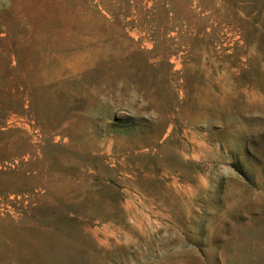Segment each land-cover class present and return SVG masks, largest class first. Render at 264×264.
<instances>
[{
    "label": "rangeland",
    "instance_id": "1",
    "mask_svg": "<svg viewBox=\"0 0 264 264\" xmlns=\"http://www.w3.org/2000/svg\"><path fill=\"white\" fill-rule=\"evenodd\" d=\"M0 264H264V0H0Z\"/></svg>",
    "mask_w": 264,
    "mask_h": 264
}]
</instances>
